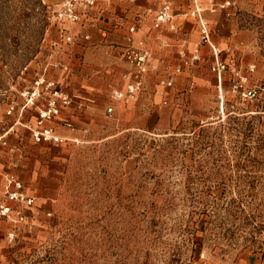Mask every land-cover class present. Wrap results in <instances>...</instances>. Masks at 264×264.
<instances>
[{
  "label": "rangeland",
  "instance_id": "rangeland-1",
  "mask_svg": "<svg viewBox=\"0 0 264 264\" xmlns=\"http://www.w3.org/2000/svg\"><path fill=\"white\" fill-rule=\"evenodd\" d=\"M0 264H264V0H0Z\"/></svg>",
  "mask_w": 264,
  "mask_h": 264
},
{
  "label": "built area",
  "instance_id": "built-area-1",
  "mask_svg": "<svg viewBox=\"0 0 264 264\" xmlns=\"http://www.w3.org/2000/svg\"><path fill=\"white\" fill-rule=\"evenodd\" d=\"M171 13L169 12V6L164 4L158 11L155 17L154 27L157 28L161 24L170 21ZM173 27V26H172ZM135 32L134 26L129 28V35L127 36V47L124 50L123 55L133 64L135 71L133 73L134 79L129 82L123 90H113L112 99L114 101L125 100L128 101L135 96V93L139 90L142 77L147 71L146 59H148L147 52L143 49L144 40L137 38L133 40L132 35ZM70 40V37H67ZM114 109V103H110L107 106V111L112 112ZM58 112V108L55 105L54 100H50L47 107H45L41 113V119L48 118ZM33 139L36 142L42 141H57L60 138L55 135L51 128L34 129L32 130ZM17 198V193L14 194ZM31 200H29L30 202Z\"/></svg>",
  "mask_w": 264,
  "mask_h": 264
}]
</instances>
